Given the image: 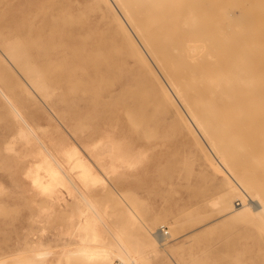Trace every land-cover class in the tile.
Returning <instances> with one entry per match:
<instances>
[{
    "label": "rangeland",
    "instance_id": "374dc122",
    "mask_svg": "<svg viewBox=\"0 0 264 264\" xmlns=\"http://www.w3.org/2000/svg\"><path fill=\"white\" fill-rule=\"evenodd\" d=\"M52 1L39 0L32 9L25 1L21 6L12 2L0 14L21 21V39L31 40L34 35L26 30L28 21H39L52 13ZM62 1L71 8L60 11L61 18H69L73 23L67 35L69 45L59 46L52 55L39 54L40 47L39 50L34 48L32 54V62L43 70L50 94L37 95V102L27 99L19 106L36 125H44L37 129L40 135L43 136L45 128L58 135L57 123L74 143L79 147L83 144L85 150L82 146L81 149L86 155L91 152L99 155L108 173L114 176L113 181L118 182L113 184L121 186H117L119 191L114 193L118 196L107 192L94 196L100 208L108 204L105 219L112 231L118 230L117 227L121 229L124 244L132 257L142 260L143 264H264V217L255 215L242 219L234 216L231 203L241 202L236 206L242 205L244 201L239 196L242 191L227 192L232 183L240 180L218 165L220 160L216 150L208 146L206 136L199 129L197 139L180 122L175 106L168 108L165 104V109H159L154 98L148 96L143 81L144 78L150 82L147 70L129 47L120 48L115 43L116 35L113 37L106 23L112 16L102 15L107 9L104 1L101 11L92 7L93 0ZM197 1L195 30L219 36L223 29H244L246 42L260 47L258 53L264 54V0ZM230 13L240 19V25L227 26ZM131 31L160 73L137 34ZM58 35L51 41H59ZM46 39L42 37L37 42L43 47ZM259 60L264 62V56ZM16 74L24 79L20 73ZM163 80L166 82L164 77ZM8 109L0 100V262H21V249L26 245L25 230L31 227L38 236L30 234V243L43 236V242L53 250L43 264H66L64 251L75 246L66 244L69 235L64 230L71 220L57 205L54 209L44 208L51 202L37 195L38 190L33 184V188H29L31 178L24 175L28 160L5 149L6 142L19 128ZM54 111L60 118L55 117ZM50 112L53 120L48 116ZM105 117L111 122L118 120L128 124L132 128L127 125L128 129L137 138L131 146L128 142L121 143L126 147L120 155L106 149L116 134L112 128L99 123ZM65 121H70L68 127ZM254 138L255 132L250 128L242 135L245 145L250 147L256 144H252ZM21 140L15 143L18 150L23 146ZM60 141L67 145L66 139ZM203 144L208 147L203 149ZM208 153L215 157L213 161L208 158ZM122 159L131 164L125 161L122 168H113V163ZM257 164L255 160L249 161V165ZM107 175L104 176L108 179ZM222 196H227V200L221 202ZM248 198L245 197V202ZM118 199L125 205L117 203ZM127 205L137 217L133 225L124 211ZM163 224L168 237L153 244L152 231ZM107 238L109 242L113 241V233H108ZM107 245L113 244L98 243L99 247ZM26 249L27 255L34 257L32 245Z\"/></svg>",
    "mask_w": 264,
    "mask_h": 264
},
{
    "label": "bare ground",
    "instance_id": "6f19581e",
    "mask_svg": "<svg viewBox=\"0 0 264 264\" xmlns=\"http://www.w3.org/2000/svg\"><path fill=\"white\" fill-rule=\"evenodd\" d=\"M24 1L31 9L39 2L0 0V11L4 12L12 2L21 6ZM103 1L107 9L102 15L112 16L106 23L113 37L116 35L115 43L120 48L129 47L132 55L147 70L150 82L144 78L143 81L147 86L148 96L154 98L159 109H165V104L168 108L175 106L180 122L197 139L199 129L206 136L210 144L208 146L216 150L220 160L218 165L240 180L232 183L227 192L233 194L238 189L242 191L239 194L244 201L242 205L236 206L241 202L231 203L234 216L242 219L255 215L264 217V62L259 60L264 54L258 53L260 47L246 42L244 29H223L219 36L199 33L193 28L197 22V0H93L92 7L101 11ZM52 2V13H47L39 21H28L26 30L34 35L31 40L21 39V21H15L13 17L5 18L0 14V100L9 107L8 110L19 123L18 130L6 142L5 149L18 153L22 160H28L24 175L31 178L29 188L32 189L33 184L39 191L37 195L51 202L44 208L57 205L71 220L64 231L69 235L66 244L75 246L64 251L66 264H143L142 260L132 257L124 244L121 229L117 227L118 230L112 231L109 226L105 219L108 204L105 203L102 209L98 205V199L94 197L99 192L113 195L121 187L120 184H113L116 180L113 181L114 176L108 173L99 155L89 151L86 152L90 155H86L81 149L83 144L78 140L80 147L74 143L56 122V130L60 131L58 135V132L51 133L52 130L46 128L43 136L40 135L37 129L44 125H36L27 111L19 106L20 102L22 104L27 99L37 102V95L50 94L47 92L49 85L43 76V70L32 62L33 49L40 47L39 54L52 55L59 46L66 47L70 43L67 35L70 34L73 23L69 18H61L60 11H70L71 8L62 0ZM55 9L57 12H54ZM227 17V26L240 25V19L233 13ZM131 29L149 52L160 73ZM57 35L59 41H51ZM42 37L47 38L43 47L37 42ZM16 73H20L24 79ZM175 96L184 109L180 108ZM149 104L156 109L151 100ZM53 114L59 117L56 111ZM53 114H48L51 120ZM69 123L70 121L66 122L65 126L68 127ZM99 123L112 128L115 136L120 138L118 140L114 136L112 142L108 143L111 145L106 143V149L114 151L112 154L120 155L126 147L121 143L128 142L129 146L136 143L137 138L128 129L127 123L128 126L118 120L111 122L107 117ZM247 128L255 132L252 144H256L252 147L245 145L242 139ZM19 139H22V151L15 147ZM60 139H66L67 145H63ZM208 146L202 145L203 149ZM208 158L211 161L215 159L209 153ZM254 160L258 164L249 165V161ZM125 161L131 164L129 160L122 159L114 162L113 168H122ZM21 168L24 170L23 166ZM102 172L105 176L108 174V179L113 178L112 181L105 178ZM243 190L249 194V198ZM226 197L222 196L221 202L227 200ZM245 197L248 198L246 202ZM117 203L125 205L122 199H118ZM125 208L124 211L130 217L129 223L137 222L131 207L127 205ZM164 226L165 224L152 231L153 244L168 237ZM110 232L113 233L114 240L109 242L107 235ZM30 234L38 236L31 227L25 230L26 245L21 249V262L13 264H43L53 252L43 242V236L30 243ZM99 242L113 245L99 247ZM30 245L34 248V257L31 258L26 249Z\"/></svg>",
    "mask_w": 264,
    "mask_h": 264
},
{
    "label": "built area",
    "instance_id": "2783aa9c",
    "mask_svg": "<svg viewBox=\"0 0 264 264\" xmlns=\"http://www.w3.org/2000/svg\"><path fill=\"white\" fill-rule=\"evenodd\" d=\"M165 232L167 233V230H165Z\"/></svg>",
    "mask_w": 264,
    "mask_h": 264
}]
</instances>
